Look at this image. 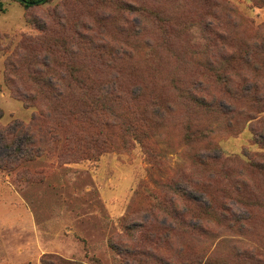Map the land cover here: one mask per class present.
<instances>
[{"label":"rangeland","instance_id":"rangeland-1","mask_svg":"<svg viewBox=\"0 0 264 264\" xmlns=\"http://www.w3.org/2000/svg\"><path fill=\"white\" fill-rule=\"evenodd\" d=\"M222 1L247 22L238 40L261 41L264 0ZM3 2L0 127L30 123L38 110L14 92L52 76L78 71L99 80L94 89L117 83L126 98L114 110L120 118L91 97L73 116L52 115L57 139L45 154L0 169V264H43L45 256L129 264L128 251L146 264L264 256V170L250 168L264 164L254 144L264 139V113L216 84L224 52L208 41V31L233 32L232 17L209 0H50L30 9ZM235 81L231 89L241 91ZM194 95L215 97L225 110L230 98L238 113L209 115ZM260 97L264 104V90ZM103 134L111 141L104 153ZM6 152L0 147V157Z\"/></svg>","mask_w":264,"mask_h":264},{"label":"trees","instance_id":"trees-1","mask_svg":"<svg viewBox=\"0 0 264 264\" xmlns=\"http://www.w3.org/2000/svg\"><path fill=\"white\" fill-rule=\"evenodd\" d=\"M5 0H0V10L3 9ZM20 3L24 8L30 9L46 4L50 0H14ZM213 7L221 10L222 15L230 19L232 17L233 26L231 30L233 32L222 33L216 32V38L219 41L211 39V31H208L209 37L208 41L212 43L213 48H221L223 54H220L216 58V63L219 65V69L215 75V82L220 87L222 86L226 95L230 98L235 99L237 102L247 101L250 103L253 110L256 108L255 112L259 114L264 113V104H261L262 98L260 93L264 90V37L261 41H239L237 33L242 27H247V22L240 16L233 8L229 7L227 3L222 0H209ZM220 18V17H219ZM221 19V18H220ZM216 22H220L217 20ZM215 23V22H214ZM219 26H222L220 24ZM210 30V29H207ZM264 33V30L262 31ZM12 65V64H11ZM235 77L238 81H235ZM51 77V81L46 83L42 87H33L23 91H15L14 98L23 102L27 108H36L38 110L30 123L24 124L23 122H13L6 127H0V147L6 150V154L0 157V169L14 170L21 163L30 162L37 158L42 157L47 149V142L54 141L57 139V134H54L57 126L54 124L52 115L57 118L63 116L66 117L73 116L77 113V109L82 106L85 99L95 98L97 103L103 107V114H109L114 118H120V116L115 113L117 104L121 103L124 98H126V92L120 86L116 84L112 88H98L94 89L89 87L91 84L99 83V80L91 75H86L79 73L78 71L67 75H62L57 77ZM69 78L72 83L76 86V89H72L69 86H65L64 81ZM237 83L241 91L232 90L231 86ZM103 80V85H108ZM113 84V83H112ZM46 88V89H45ZM254 93V94H253ZM227 99L228 110L218 105L216 98L212 97L208 100L204 96L194 95L191 100L198 106L202 111L209 115L215 113H221L223 115H228L231 120L236 117L237 108L233 106V102ZM132 101H136L133 99ZM246 117L247 113H242ZM122 116V115H121ZM2 114L0 113V118ZM254 117L249 118V123L254 121ZM109 123L107 122L106 125ZM104 126V124H103ZM111 126V125H110ZM256 132L253 133L255 135ZM255 137V136H254ZM261 142H264L262 136H259ZM256 137L254 139V144L259 146L261 155L264 156V143H261ZM110 139L107 135L103 134V153L106 152L107 147L110 146ZM93 144L95 148L101 149L102 142L100 140L94 139ZM218 158L220 160L223 157L221 151L218 150ZM229 162H238V164H243L237 158L227 157ZM261 164V163H260ZM252 164L251 169H256L258 171L264 170V164ZM191 200V199H190ZM190 213V209L188 208ZM245 256V261L249 264H264V256L256 254L254 251L243 253ZM127 256L134 258V262L129 264H146L139 259L134 252L128 251ZM49 256H45L42 263L43 264H53ZM60 264H73L69 261L59 259ZM247 262V263H248Z\"/></svg>","mask_w":264,"mask_h":264}]
</instances>
